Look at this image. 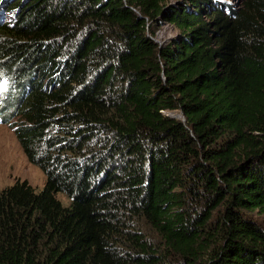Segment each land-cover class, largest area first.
I'll list each match as a JSON object with an SVG mask.
<instances>
[{
	"label": "trees",
	"instance_id": "16d2710c",
	"mask_svg": "<svg viewBox=\"0 0 264 264\" xmlns=\"http://www.w3.org/2000/svg\"><path fill=\"white\" fill-rule=\"evenodd\" d=\"M0 4V264H264V0Z\"/></svg>",
	"mask_w": 264,
	"mask_h": 264
},
{
	"label": "rangeland",
	"instance_id": "374dc122",
	"mask_svg": "<svg viewBox=\"0 0 264 264\" xmlns=\"http://www.w3.org/2000/svg\"><path fill=\"white\" fill-rule=\"evenodd\" d=\"M178 0H169L170 3L175 4ZM230 2L234 6L240 8L243 6L245 0H223ZM0 4V21H8L9 14L6 16L3 6ZM179 28L171 22H163L157 29L156 36L153 39L164 45L167 40L178 36ZM5 84L7 82L5 81ZM8 91V85L0 86V100H4V95ZM2 106V103H0ZM180 111V110H177ZM168 113L169 111H165ZM175 114L178 112H174ZM47 176L46 173L36 164L32 163L23 150L11 126L3 122V117L0 114V189L10 186L17 181H27L36 189H42L45 185ZM59 197L66 201L64 195ZM260 218H264L261 215Z\"/></svg>",
	"mask_w": 264,
	"mask_h": 264
},
{
	"label": "water",
	"instance_id": "95a60500",
	"mask_svg": "<svg viewBox=\"0 0 264 264\" xmlns=\"http://www.w3.org/2000/svg\"><path fill=\"white\" fill-rule=\"evenodd\" d=\"M173 111H176L178 113L176 114H172ZM166 113V112H165ZM167 115H169L170 117L172 118H177V119H183V121H185V115L182 111H177V110H172V111H169L168 113H166Z\"/></svg>",
	"mask_w": 264,
	"mask_h": 264
},
{
	"label": "clouds",
	"instance_id": "9594fccd",
	"mask_svg": "<svg viewBox=\"0 0 264 264\" xmlns=\"http://www.w3.org/2000/svg\"><path fill=\"white\" fill-rule=\"evenodd\" d=\"M228 3H230V2H228ZM5 81L7 82V84H5ZM4 85H9L8 81L6 80V78H4V81L0 84V86H4Z\"/></svg>",
	"mask_w": 264,
	"mask_h": 264
},
{
	"label": "bare ground",
	"instance_id": "6f19581e",
	"mask_svg": "<svg viewBox=\"0 0 264 264\" xmlns=\"http://www.w3.org/2000/svg\"><path fill=\"white\" fill-rule=\"evenodd\" d=\"M172 114H175L174 112H172Z\"/></svg>",
	"mask_w": 264,
	"mask_h": 264
}]
</instances>
